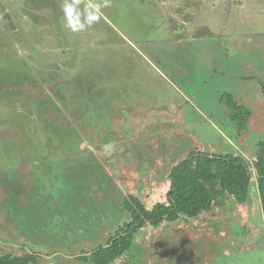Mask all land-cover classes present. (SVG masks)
Segmentation results:
<instances>
[{
	"label": "rangeland",
	"instance_id": "obj_1",
	"mask_svg": "<svg viewBox=\"0 0 264 264\" xmlns=\"http://www.w3.org/2000/svg\"><path fill=\"white\" fill-rule=\"evenodd\" d=\"M263 86L264 0H0V255L90 264L103 212L164 201L189 154L252 166ZM224 93L253 113L241 134ZM134 263L264 264L258 194L148 225L114 264Z\"/></svg>",
	"mask_w": 264,
	"mask_h": 264
},
{
	"label": "trees",
	"instance_id": "obj_2",
	"mask_svg": "<svg viewBox=\"0 0 264 264\" xmlns=\"http://www.w3.org/2000/svg\"><path fill=\"white\" fill-rule=\"evenodd\" d=\"M261 90L264 95V86ZM220 102L228 109L238 132H245L253 113L231 93L222 94ZM166 181L169 185L166 199L151 208L137 195H124L117 211H104L102 216V213L98 215L86 209L92 217L101 215V220H108V224L100 222L104 228L108 225L106 229L114 227L116 230L109 235L106 244L98 245L88 255L83 253L79 260L90 264H114L133 249L137 234L148 225L197 218L232 199L239 206H245L256 193L264 218V138L257 144L252 166L240 155L195 152L173 164ZM96 227L100 228L99 223L91 225V230ZM84 231L81 232L85 234ZM134 257L131 259L135 260ZM40 260V254L30 251L24 255H0V264H38Z\"/></svg>",
	"mask_w": 264,
	"mask_h": 264
},
{
	"label": "crops",
	"instance_id": "obj_3",
	"mask_svg": "<svg viewBox=\"0 0 264 264\" xmlns=\"http://www.w3.org/2000/svg\"><path fill=\"white\" fill-rule=\"evenodd\" d=\"M136 142H137L138 144L133 143L132 146L136 147V146H139V145H143V144L146 145V144H147V141H146V140H143V142L140 143V144H139L140 140H137Z\"/></svg>",
	"mask_w": 264,
	"mask_h": 264
}]
</instances>
